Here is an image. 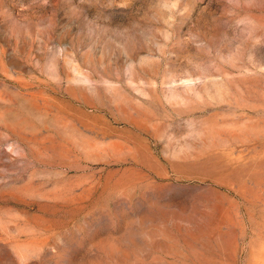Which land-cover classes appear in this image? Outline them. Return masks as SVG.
<instances>
[{
    "label": "rangeland",
    "instance_id": "1",
    "mask_svg": "<svg viewBox=\"0 0 264 264\" xmlns=\"http://www.w3.org/2000/svg\"><path fill=\"white\" fill-rule=\"evenodd\" d=\"M0 264H264V0H0Z\"/></svg>",
    "mask_w": 264,
    "mask_h": 264
}]
</instances>
